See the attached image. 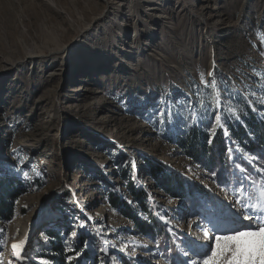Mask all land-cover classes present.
Returning a JSON list of instances; mask_svg holds the SVG:
<instances>
[{
    "label": "rangeland",
    "instance_id": "rangeland-1",
    "mask_svg": "<svg viewBox=\"0 0 264 264\" xmlns=\"http://www.w3.org/2000/svg\"><path fill=\"white\" fill-rule=\"evenodd\" d=\"M261 53L264 0H0V175L22 185L12 218L0 217V261L173 264L186 235L202 239L191 213L233 199L220 183L233 161L219 177L179 144L188 109L208 98L200 74L238 111L251 101L263 117ZM165 100L179 115L161 123ZM198 126L215 134L207 119ZM240 160L259 180L252 169L264 166ZM149 164L189 193L167 192ZM129 180L144 192L150 234L109 201L115 193L148 220ZM26 237L23 259L14 257L11 245Z\"/></svg>",
    "mask_w": 264,
    "mask_h": 264
},
{
    "label": "snow or ice",
    "instance_id": "snow-or-ice-1",
    "mask_svg": "<svg viewBox=\"0 0 264 264\" xmlns=\"http://www.w3.org/2000/svg\"><path fill=\"white\" fill-rule=\"evenodd\" d=\"M200 80L203 92L207 93L208 98L201 95L196 101L198 107L188 109V119L192 124L198 126L207 119L209 124L214 125L212 131L215 132L216 128L224 127L225 120L234 118L238 121L240 113L237 107L227 102L231 100L230 96L225 98L221 95L215 78L209 83L201 73ZM260 102L264 103V99ZM163 104L164 107L157 113L161 123L179 115L173 113L167 100ZM248 104L250 106L251 101ZM252 110L255 111V108ZM224 134L227 135L226 130ZM227 151L229 160L233 161V170L231 179L222 178L220 183L223 185L225 199L229 195L233 199L228 204L217 199L213 208L205 207L203 211L191 213L199 217V221H189V228L195 223L196 228L202 231V239H193L186 235L181 241L182 247L177 245V256L170 257L173 264H264V169L253 168L252 171L259 175V180L252 179L245 166L235 163L236 159H247L250 164L251 158L246 154L243 157L234 156L232 148ZM157 215L167 227L169 220L165 216ZM168 231L171 233L172 229L168 228ZM3 242V230H0V250ZM26 243L27 237L11 245L14 257L23 259L22 252ZM140 247L147 248V245ZM121 250L126 251V246ZM168 251H171V247ZM135 255L134 247L130 256ZM0 264L3 262L0 261Z\"/></svg>",
    "mask_w": 264,
    "mask_h": 264
},
{
    "label": "trees",
    "instance_id": "trees-1",
    "mask_svg": "<svg viewBox=\"0 0 264 264\" xmlns=\"http://www.w3.org/2000/svg\"><path fill=\"white\" fill-rule=\"evenodd\" d=\"M239 113L240 119L238 121L233 118L224 122V129L234 140L235 147L233 144L230 146L228 141H226L223 128H216L215 134L211 135L205 129L192 124L179 139V144L186 155L205 170L212 169V171H217L219 177H222L229 170L228 164L230 160L227 152L229 146L233 149V153L236 156L242 157L237 150L240 148L246 156L254 158V162L258 166H264V116L261 117L257 113L255 114L247 103H243ZM209 140H211V143H209ZM236 161L248 166L243 160L238 159ZM149 166L151 168L149 172L152 177L167 192L177 195V197L189 193V187L185 181L176 178L167 171L164 173L158 172L157 166L151 164ZM127 182L131 192L137 196V202L148 220L145 222L138 217L133 212V208L128 206L126 201L120 200L115 193L109 194V201L112 206L121 210L124 215L136 220L141 230L150 234L156 226L153 225L155 224L153 221L150 222L151 214L145 204L141 202L144 192L143 190H134L132 182L130 180ZM21 188V183L10 174L0 175V217L5 221H9L13 216V203L19 196ZM159 229L161 230V228ZM160 230L159 233L156 232L155 234H160L161 236ZM58 247L57 245L51 246L55 251H58Z\"/></svg>",
    "mask_w": 264,
    "mask_h": 264
}]
</instances>
